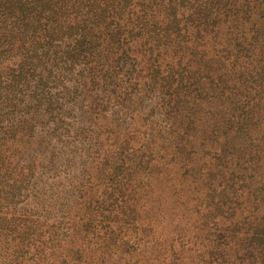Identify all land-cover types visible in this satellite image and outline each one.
<instances>
[{"label":"rangeland","instance_id":"374dc122","mask_svg":"<svg viewBox=\"0 0 264 264\" xmlns=\"http://www.w3.org/2000/svg\"><path fill=\"white\" fill-rule=\"evenodd\" d=\"M252 1L259 30L224 23L198 41L204 66L163 53L136 86L130 61L111 78L90 70L80 28L0 47V264H264V2ZM108 230L117 247L99 241Z\"/></svg>","mask_w":264,"mask_h":264},{"label":"trees","instance_id":"16d2710c","mask_svg":"<svg viewBox=\"0 0 264 264\" xmlns=\"http://www.w3.org/2000/svg\"><path fill=\"white\" fill-rule=\"evenodd\" d=\"M251 3L247 0H0V47L5 46V52L9 54L15 50L17 43H40L45 38L60 40L66 31L80 28L87 44L81 52L92 57L90 70L100 79L105 76L111 78L116 73L112 67L118 66L121 61H130L132 72L123 75L127 84L133 86L136 81L146 76L149 78L153 71L160 74L163 53H200L199 57H195L194 65L204 66L206 59L202 55L207 46L200 42L198 47V41L203 36L215 41L221 35L224 23H250V29L259 30L256 9L262 15L258 5L253 1ZM240 27L237 25L236 29ZM244 35L246 33L240 34L241 37ZM179 65L170 66L165 73L175 82L184 79L186 74L182 70L188 67ZM134 78L135 83L131 84ZM159 209L163 212L162 206ZM138 213L140 216V210ZM149 221L154 230L158 229L155 232L157 236L165 239L157 220ZM104 234L102 238L98 236L99 241L110 245L114 243L117 247L114 232L108 230ZM98 253L105 260V252L101 250ZM21 254L24 256L23 252ZM161 255L164 253L160 251L154 257ZM129 260H125L124 264L136 263ZM9 261L8 264H11Z\"/></svg>","mask_w":264,"mask_h":264}]
</instances>
